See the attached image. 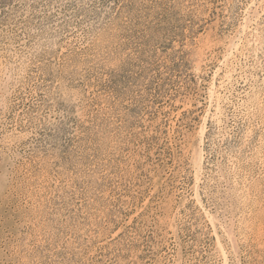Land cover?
<instances>
[{"label":"rangeland","instance_id":"1","mask_svg":"<svg viewBox=\"0 0 264 264\" xmlns=\"http://www.w3.org/2000/svg\"><path fill=\"white\" fill-rule=\"evenodd\" d=\"M0 68V264H264V0H0Z\"/></svg>","mask_w":264,"mask_h":264},{"label":"bare ground","instance_id":"2","mask_svg":"<svg viewBox=\"0 0 264 264\" xmlns=\"http://www.w3.org/2000/svg\"><path fill=\"white\" fill-rule=\"evenodd\" d=\"M256 11H257V10H256ZM248 31H249V30H248ZM248 31H247V32H248ZM249 32H250V31H249ZM244 34H245V33H244ZM246 34H247V33H246ZM249 34H250V33H249ZM245 42H246V41H245ZM251 42H252V40H251ZM254 42H255V41H254ZM255 43H257V42H255ZM229 45H230V44H229ZM236 45H237V44H236ZM250 45H251V44H250ZM255 45H256V44H255ZM238 46H240V45H238ZM228 47H229V46H228ZM234 47H236V46H234ZM237 48H238V47H237ZM229 49H230V47H229ZM235 51H236V50H235ZM232 52H233V50H232ZM232 52H231V53H232ZM254 52H255V51H254ZM227 54H228V53H227ZM235 54H236V53H235ZM231 55H232V54H231ZM231 55H230V56H231ZM229 58H231V57H229ZM227 59H228V58H227ZM227 61H228V60H227ZM0 70H1V68H0ZM0 72H2V71H0ZM0 74H1V73H0ZM2 79H3V78H2ZM0 80H1V79H0ZM1 82H3V80H2ZM2 91H3V88H2ZM2 91H1V92H2ZM211 93H212V91H211ZM213 93H214V92H213ZM1 95H2V94H1ZM212 95H213V94H212ZM211 98H212V97H211ZM201 160H202V158H201ZM203 160H204V159H203ZM200 166H201V165H200ZM195 167H196V166H195ZM195 167H194V168H195ZM201 169H202V168H201ZM201 172H202V170H201ZM219 244H220V243H219ZM218 247H219V246H218Z\"/></svg>","mask_w":264,"mask_h":264}]
</instances>
